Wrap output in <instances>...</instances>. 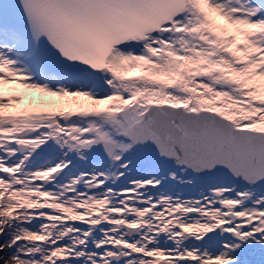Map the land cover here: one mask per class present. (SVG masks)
Segmentation results:
<instances>
[{
	"label": "snow or ice",
	"instance_id": "6c2138e0",
	"mask_svg": "<svg viewBox=\"0 0 264 264\" xmlns=\"http://www.w3.org/2000/svg\"><path fill=\"white\" fill-rule=\"evenodd\" d=\"M0 264H264V0H0Z\"/></svg>",
	"mask_w": 264,
	"mask_h": 264
}]
</instances>
